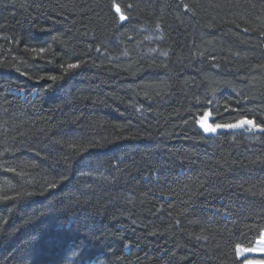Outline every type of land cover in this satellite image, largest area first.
<instances>
[{
    "label": "trees",
    "instance_id": "16d2710c",
    "mask_svg": "<svg viewBox=\"0 0 264 264\" xmlns=\"http://www.w3.org/2000/svg\"><path fill=\"white\" fill-rule=\"evenodd\" d=\"M115 2L0 0V264H244L264 131L196 120L264 128V14Z\"/></svg>",
    "mask_w": 264,
    "mask_h": 264
},
{
    "label": "rangeland",
    "instance_id": "374dc122",
    "mask_svg": "<svg viewBox=\"0 0 264 264\" xmlns=\"http://www.w3.org/2000/svg\"><path fill=\"white\" fill-rule=\"evenodd\" d=\"M204 19L215 21L226 16L240 19L248 24L259 22L260 16L264 14V0H191ZM84 173V172H82ZM87 175L93 173L86 171ZM239 250V251H238ZM237 252L240 258H244L250 252L249 248L238 246ZM249 263H256L250 261ZM264 263V262H262Z\"/></svg>",
    "mask_w": 264,
    "mask_h": 264
},
{
    "label": "snow or ice",
    "instance_id": "6c2138e0",
    "mask_svg": "<svg viewBox=\"0 0 264 264\" xmlns=\"http://www.w3.org/2000/svg\"><path fill=\"white\" fill-rule=\"evenodd\" d=\"M113 7L115 9V12L117 14H119V19L120 21H124L126 19H128L127 16H125V14L121 11V8L119 6V4H117L115 2V0H113ZM127 7H131V5H128ZM187 7V6H185ZM43 51V50H41ZM78 67V65L75 64H69L68 68H75ZM52 79H55V77H52ZM211 117V113H204L203 117L197 118L196 123L199 124L200 128L205 132V133H215L217 131V129L219 128H240V127H244L245 125H249L251 128H259L260 131H264V128H260L259 125H256L253 121L251 120H241L237 123L234 124H226V125H221V124H213V123H209L208 120ZM239 251V250H238Z\"/></svg>",
    "mask_w": 264,
    "mask_h": 264
},
{
    "label": "crops",
    "instance_id": "0c3cea01",
    "mask_svg": "<svg viewBox=\"0 0 264 264\" xmlns=\"http://www.w3.org/2000/svg\"><path fill=\"white\" fill-rule=\"evenodd\" d=\"M263 239H264V233H263V236H262L261 240L256 244V246L254 248H249L250 252L245 257L250 256V255H261V254H264V240ZM252 260L256 261V262H259V264H264V263H262L263 261L256 260V259H247L245 261V264H256V263H249Z\"/></svg>",
    "mask_w": 264,
    "mask_h": 264
},
{
    "label": "water",
    "instance_id": "95a60500",
    "mask_svg": "<svg viewBox=\"0 0 264 264\" xmlns=\"http://www.w3.org/2000/svg\"><path fill=\"white\" fill-rule=\"evenodd\" d=\"M121 8V7H120ZM122 10V9H121ZM126 16V15H125ZM127 20V19H126ZM126 20H124V21H126ZM207 113H211V112H207ZM203 117V116H202ZM208 122L209 123H213V124H217L216 122H215V118H214V116H213V114L211 113V117H210V119L208 120ZM245 126H249V125H245ZM200 127V126H199ZM241 128V127H240ZM222 130V128H219V129H217V131L215 132V133H207V134H210V135H214V134H216V133H218V132H220Z\"/></svg>",
    "mask_w": 264,
    "mask_h": 264
}]
</instances>
